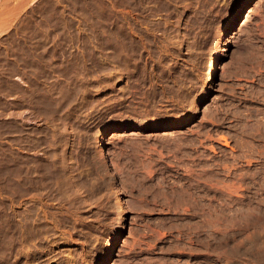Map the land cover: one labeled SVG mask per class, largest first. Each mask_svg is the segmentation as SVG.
I'll list each match as a JSON object with an SVG mask.
<instances>
[{"label": "rangeland", "instance_id": "obj_1", "mask_svg": "<svg viewBox=\"0 0 264 264\" xmlns=\"http://www.w3.org/2000/svg\"><path fill=\"white\" fill-rule=\"evenodd\" d=\"M0 264H264V0H0Z\"/></svg>", "mask_w": 264, "mask_h": 264}, {"label": "bare ground", "instance_id": "obj_2", "mask_svg": "<svg viewBox=\"0 0 264 264\" xmlns=\"http://www.w3.org/2000/svg\"><path fill=\"white\" fill-rule=\"evenodd\" d=\"M244 15L245 14L243 12L239 16H234L233 19H232L231 25L232 26L236 25L237 20L243 18ZM222 33L220 34V40L223 39V34ZM214 79H215V68H214L213 65H211V67L208 70L207 75H206L207 84L213 83ZM104 133L105 132L103 130H101L100 132H98L96 134L95 143H96V152L98 153L99 158L105 160V151H104L105 148H104V143H103V141H104V139H103ZM120 208H121V206L119 207V212H120ZM118 222L119 223H123L124 222V218H123V214L122 213H119V215H118Z\"/></svg>", "mask_w": 264, "mask_h": 264}]
</instances>
